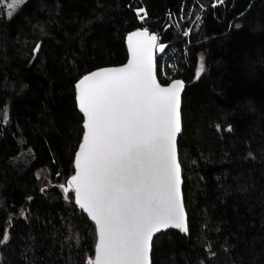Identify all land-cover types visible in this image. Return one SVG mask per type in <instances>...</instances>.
<instances>
[{"label":"trees","instance_id":"trees-1","mask_svg":"<svg viewBox=\"0 0 264 264\" xmlns=\"http://www.w3.org/2000/svg\"><path fill=\"white\" fill-rule=\"evenodd\" d=\"M168 16L158 77L186 84L189 231L158 234L152 264H264V0H25L0 14V264L93 258L95 225L64 192L84 132L75 85L126 63V35Z\"/></svg>","mask_w":264,"mask_h":264},{"label":"snow or ice","instance_id":"snow-or-ice-1","mask_svg":"<svg viewBox=\"0 0 264 264\" xmlns=\"http://www.w3.org/2000/svg\"><path fill=\"white\" fill-rule=\"evenodd\" d=\"M77 87L88 131L72 184L77 203L99 226L97 264H148L154 231H187L174 149L182 82L161 88L150 59L134 48L127 67L88 75Z\"/></svg>","mask_w":264,"mask_h":264},{"label":"water","instance_id":"water-1","mask_svg":"<svg viewBox=\"0 0 264 264\" xmlns=\"http://www.w3.org/2000/svg\"><path fill=\"white\" fill-rule=\"evenodd\" d=\"M171 21H170V16L167 17L166 22L164 23L161 31L159 33L156 32H150L148 30H137L133 31L129 34L126 35L125 38V43L127 47V52H128V59L126 63L118 66H109V67H103L99 68L96 70H93L92 72L88 73L84 77L97 73V72H115L116 70H119L121 68H125L129 65V63L132 61L133 58V49H142L146 57L150 59V64H151V72L152 76L154 77L155 81L157 84L160 85L161 88H169L173 83L176 82H182V89L179 91V109H178V114H179V131L176 132L175 135V140H174V149H175V159L176 163L179 165V195H178V200L179 203L182 205L183 208V221L184 224L187 228V231H182L180 228L174 227V226H168V227H161L159 231H154L152 234V237L149 241V251H148V264H152V249H153V240L154 238L162 233L166 232L168 230H181L182 232L188 233L189 231V216L186 210V205H185V199H184V193H183V169L182 165L179 159V149H178V140L180 135L183 133V117H182V104H183V93L186 88L185 82L182 80H173L168 84H162L159 77H158V64H157V47L161 43L162 38H163V33L166 32L169 27H170ZM40 43L38 44L37 48L39 50L40 48ZM37 51V49H36ZM84 77H82L79 81H81ZM79 81L75 85V99H76V104L79 113L83 116V123L82 127L84 129L83 135L81 142L77 148V151L75 153V158H74V173L68 178L65 186H64V192L65 194L68 193H73L74 194V201L77 206V208L80 211H83L87 217L92 221L95 225L96 229V244H95V249H94V256L93 258L89 259L86 264H97V257L99 256V244H100V233H99V226L96 224V222L92 219V217L89 215L87 211L82 209L80 207V204L77 203V196H76V185L72 184L73 178L78 174V169L76 167V162H77V157L80 154V149L84 143V137L87 135V128L85 127V124L88 122L87 116H85L84 112L80 110V104H79V96H80V89L77 87Z\"/></svg>","mask_w":264,"mask_h":264},{"label":"rangeland","instance_id":"rangeland-1","mask_svg":"<svg viewBox=\"0 0 264 264\" xmlns=\"http://www.w3.org/2000/svg\"><path fill=\"white\" fill-rule=\"evenodd\" d=\"M12 0H0V14L12 15L18 7L13 9L10 7Z\"/></svg>","mask_w":264,"mask_h":264},{"label":"built area","instance_id":"built-area-1","mask_svg":"<svg viewBox=\"0 0 264 264\" xmlns=\"http://www.w3.org/2000/svg\"><path fill=\"white\" fill-rule=\"evenodd\" d=\"M145 18H146V15H144V16L142 15L140 17L141 21L144 20ZM188 33H189V31H188ZM161 48H163V51H161ZM164 48H165L164 45H162V44L158 45V47H157V58L164 55Z\"/></svg>","mask_w":264,"mask_h":264}]
</instances>
